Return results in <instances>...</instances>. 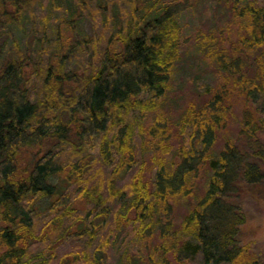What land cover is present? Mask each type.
<instances>
[{"label":"trees","instance_id":"1","mask_svg":"<svg viewBox=\"0 0 264 264\" xmlns=\"http://www.w3.org/2000/svg\"><path fill=\"white\" fill-rule=\"evenodd\" d=\"M112 1L0 0V264H139L130 250L157 229L148 264H169L168 253L181 264H264L239 238L236 200L264 182V6L213 0L229 20L197 37L203 66L187 74L197 100L169 122L159 116L180 68V26L160 0H126L128 19ZM235 96L238 140L209 151ZM171 127L176 167L164 160ZM44 144L20 170L19 150Z\"/></svg>","mask_w":264,"mask_h":264},{"label":"rangeland","instance_id":"2","mask_svg":"<svg viewBox=\"0 0 264 264\" xmlns=\"http://www.w3.org/2000/svg\"><path fill=\"white\" fill-rule=\"evenodd\" d=\"M113 1L118 2V0ZM160 1H162L165 6L167 5V7H169L170 15L175 17L180 26V68L176 69L174 77L170 79L171 88L167 92V97L162 109L164 116L162 114L159 116L161 121L167 120L166 116H168L170 118L168 121L172 122L176 118L180 108L182 109L189 102L197 100L196 92L194 91V88L192 89L191 87L192 76L189 77V75H187L188 73L192 74V71L195 72L197 68H201L203 66L199 63V59H201V57H198L197 59L194 55L197 37H199V35L202 33L207 32L213 23L222 24L225 23L223 20H229V18L228 16L224 18V15H228V11H225L226 13L224 14L218 15V13H220L218 10L219 8L217 9L214 6L213 0ZM252 1L257 5L264 6V0ZM119 3L122 4L121 12L125 14L128 13L124 17L126 19L131 18V8L134 7L135 4L132 2H127L126 0H120ZM138 14L139 13H136V16H138ZM58 27L61 28V33L63 34L64 38L63 42L65 45H69L71 42H73L74 37L72 35V31L66 29L64 20L61 24H59ZM80 27L85 32V34L91 33V27L88 21H84ZM1 40H3V38H0V43H3ZM190 55L191 57H189ZM204 70H212L213 78H209V80L215 86V84L219 81L218 73L213 70L211 66L205 67L203 71ZM229 101L231 103V108L228 118L225 122L226 125L217 132L216 136L214 137V141L209 146V151H220L224 146L225 139L232 140L234 142H236V139L238 140L237 136L239 135V119L244 104L242 99L237 96L234 98L232 97ZM153 118V113L144 115L143 120L146 127L153 124ZM177 131V127H171L169 129L168 140L165 137L163 138L167 144H171L172 146V150H170L168 154L165 155L164 160L166 159L167 163H170L173 165V167H176L179 164V158L177 156L176 149L180 146L181 140L179 135H177ZM262 138L264 140V135H262ZM42 147L43 148H40L39 145H35L23 147L19 150L17 161L20 170L25 169L33 158H37L41 152H43V149L47 148V145L44 144ZM147 166H151V161L149 159L147 160ZM205 167L206 166H204L199 171L191 191L198 196L203 193V188L207 179V175L205 171H203ZM147 174L148 173L146 172V175ZM236 200L238 205H240L241 210L245 214V221L240 226L239 238L244 243L250 242L253 248L261 254L262 259L264 260V182L258 183L254 186L242 185ZM185 211L186 207L183 201L174 205L170 211V215L168 216V218L174 223L173 227H176L180 224ZM160 241V232L157 229V231H153L149 236L146 235L144 240L133 247L130 251L139 259V264H148L147 258L149 255L152 254L153 256L154 253V255L156 254L155 257L157 256L155 247H159ZM167 255L169 264H181V262L178 261L171 253H168Z\"/></svg>","mask_w":264,"mask_h":264}]
</instances>
